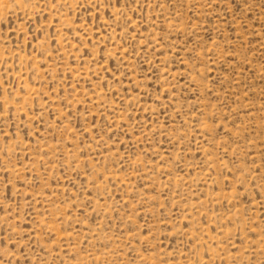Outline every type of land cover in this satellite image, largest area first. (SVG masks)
<instances>
[{
	"label": "rangeland",
	"instance_id": "rangeland-1",
	"mask_svg": "<svg viewBox=\"0 0 264 264\" xmlns=\"http://www.w3.org/2000/svg\"><path fill=\"white\" fill-rule=\"evenodd\" d=\"M0 264H264V0H0Z\"/></svg>",
	"mask_w": 264,
	"mask_h": 264
}]
</instances>
